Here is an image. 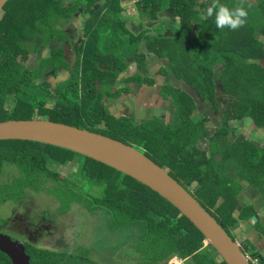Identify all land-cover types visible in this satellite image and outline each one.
Returning a JSON list of instances; mask_svg holds the SVG:
<instances>
[{
    "label": "trees",
    "instance_id": "trees-1",
    "mask_svg": "<svg viewBox=\"0 0 264 264\" xmlns=\"http://www.w3.org/2000/svg\"><path fill=\"white\" fill-rule=\"evenodd\" d=\"M64 1L68 0H9L4 6V16L0 19V122L45 119L101 133L132 145L153 158L188 192L192 191L197 195L205 187L201 194L205 196L214 190V185L221 190L224 184L225 190L229 191V198L237 196L242 186L238 185V190H234L233 186L229 188L228 182L217 175L210 176L209 173L204 177L203 170L206 167L200 165L199 159L195 158L200 152L197 145L202 134L208 131L203 122L196 131L192 128L183 131L176 126V133L159 131L151 125H135L133 129L137 143H131L133 129L129 126L123 127V121L109 114L102 101L108 87L99 91L95 82L103 79L100 78L103 76L102 86L113 83L116 71L123 69L125 65L118 59L117 53H123V57L142 59L144 50L141 44L144 35H132L128 39L116 36L113 45L102 47L103 41L115 36L117 31L102 32L106 34L103 35L100 33L101 26L117 27L120 33H125L123 21L112 15L115 14L114 5L118 0H72L69 7L63 6ZM97 1H102L103 7H98L100 12L91 20V49L79 52L80 61L74 70V83L70 93L62 94V88H58L55 96L57 105L48 107L49 91L37 86L33 80L49 62L46 59L41 60V67L32 69V60L40 57L36 50L51 36L61 33L53 27L56 21L69 19L80 5L89 9ZM151 1L154 3L151 19H156V13L163 10L162 4H168L164 8L172 6L173 13L180 18L185 29L182 34H178V40H183L182 45L187 43L185 37L195 24L198 27L196 36L200 33L202 36L205 33L217 35L219 29L215 26L214 17H201L200 10L204 4L197 6V0ZM256 1L258 6H254L253 1L249 0L252 7L247 9L249 15L243 27L236 31L223 29L228 34L225 40L229 47L218 50L225 56L224 62L220 60L221 77L230 89L232 99L226 122L250 118L264 125V66L257 60L264 57V0ZM221 3L231 7L238 4L239 0H221ZM71 8H74L73 11ZM199 20H202V24ZM235 35L241 40L240 50L233 48ZM20 38L25 39L28 44L34 41L35 46L22 43ZM153 39L155 42L147 43V48L158 55L161 54L160 49H175L181 44L179 41L171 45L162 44V41H158L162 38ZM144 41L146 43L147 40ZM192 50H196L194 45ZM217 61L219 60L214 59L213 63ZM101 65L115 66V71L102 72L99 68ZM173 101L176 105L184 106L175 99ZM184 107L191 114L192 106L187 104ZM177 120L180 119L175 115L171 125H176ZM217 131L224 132L223 129ZM216 137L221 138L217 134ZM219 150L225 152L227 148L220 147ZM75 156H80L81 159L78 167L71 170L69 176H62L50 168V164L66 165L74 162ZM225 160L240 161L243 166L254 171L256 176L250 180L260 188L263 187L264 149L253 147L234 157L229 153L225 155ZM7 167H11L12 172H18L15 178L10 179L11 175L4 170ZM2 174L9 180L0 185V206L4 201L17 203L25 199V192L29 189L33 192L46 190L55 196L60 202L59 213L69 211L74 203L83 207L87 213L103 212L109 218L108 226L112 232L130 230L133 233L128 247L137 254L138 264H170L174 259L183 264H226L213 247L205 245V237L200 231L165 199L132 177L91 158L49 144L5 140L0 141V175ZM193 180H201L202 183H192ZM46 181L51 187L46 188L43 185ZM225 202L223 200L221 203V216L230 218V212L226 208L230 210L232 202ZM210 206L215 208L216 201L211 202ZM216 221L218 222L217 219ZM218 223L231 236L227 230L228 225L224 221ZM2 229L0 220V231ZM231 237L237 241L235 237ZM24 246L31 258V264H94L88 251L77 255L44 250L28 242ZM242 252L249 256V250ZM0 264H12L9 256L1 250ZM258 264H264V258Z\"/></svg>",
    "mask_w": 264,
    "mask_h": 264
},
{
    "label": "flooded vegetation",
    "instance_id": "flooded-vegetation-1",
    "mask_svg": "<svg viewBox=\"0 0 264 264\" xmlns=\"http://www.w3.org/2000/svg\"><path fill=\"white\" fill-rule=\"evenodd\" d=\"M66 2L67 1L63 2V6L69 7L70 4L67 5L65 4ZM138 3L139 0H118L114 5L115 9L113 12L121 16V22L123 21L122 23L125 29V33H120L118 28L116 32L117 37L128 39L132 35H143L146 28L150 30V32H148L147 35L144 34L145 40H148V38H162L163 40L168 37L166 33L180 35L185 31L180 18L173 13L172 6L158 11L156 13V19H152L153 21H151L147 15L154 10L151 9V12L148 10L139 12L137 9ZM196 4L197 6L204 4L200 10V16L205 18L204 13L209 5L208 0H197ZM101 6L103 7L102 1L95 2L89 9H87L85 5H80L69 19L62 18L56 21L53 27L59 29L61 33H57L56 36H51L46 43H41L39 49L36 50L40 57L34 60V62L38 60L36 61L37 66L32 69H39L42 65L41 60L46 59L49 62L43 66L40 75L33 80L37 86L49 91L50 95L48 102L50 100L53 101L52 98H55L58 88H62V94H68L69 89L73 86L74 70L77 63L80 61L79 52L83 53L82 51L85 50L87 52V50L91 49L92 41L90 37L93 36L92 32H89V27L93 23L91 21L92 18H95L97 12H100L98 7ZM118 7L123 11L117 10ZM166 20H168V26L171 24H178L179 21V23H181L180 26L183 27H180L179 32H173L165 25ZM196 28L198 27L195 24L191 28L192 30H189V35H197ZM20 41L28 44L25 39L22 40V38H20ZM181 41L183 40H179V42ZM29 43H33L35 46L34 41ZM180 45H182V42ZM141 48L144 50V57L141 62L139 63L134 57H124L123 64H127V66L124 65L123 69L116 71L117 75L112 84H107L106 87L102 86L103 76L100 77L103 79H97L95 82L99 91L108 87V91L103 94L102 101L105 103V107L108 109L109 114L123 121L125 123L123 127L129 126V128L133 129L135 125L139 126L144 124L147 126L151 125L153 128V122L158 120L162 122L161 130L169 133H176V125H171L175 119L176 113V104L173 99H175L177 91L185 92V94L189 96L190 104L188 105H191L192 109L194 107V111L191 112V119L188 121L187 127L183 129V131L190 128L196 131L201 122L204 123L208 130L202 134L201 140L197 145L200 152L195 157L199 159L200 165L206 167L203 170L204 177L210 173L212 176L217 175L220 179L229 180V188L233 186L230 182L232 181L242 187L243 183H247L251 188L261 190L257 184L255 185L253 181L250 180V178L253 179L256 176L254 171L243 166L240 161H224L225 155L229 153L234 157L239 154V152L248 151L253 147L264 149V125L258 124L250 118L226 122L228 111L232 106V99L229 94L230 89L219 75L222 70L220 62L217 61L210 67L212 71L211 76L213 78H207L203 80V82L191 85L187 84L183 77L175 72L172 65V58L163 54L165 53L164 49L163 51L162 49L159 50L161 53L160 55L155 54V52H151V50L147 48L145 41L142 43ZM257 60L259 64L264 66V57H260ZM99 68L102 72L115 71V66L112 65H101ZM187 88L190 89V93L186 90ZM114 96L116 97L113 98ZM57 102L58 100L55 98L53 104L49 106L47 103V106L53 108L57 105ZM220 129H223L224 132L219 133L217 130ZM132 133L131 143L135 144L137 143V139L134 129ZM216 134L220 135L221 138L216 137ZM212 141H214V143ZM220 147L227 148V150L221 152L219 150ZM166 171L168 170L166 169ZM244 171L248 172L246 176L243 173ZM242 191H244V188H241L240 192L234 198H229L228 195L225 196V203L233 202L235 208L239 207V197ZM262 197H264V194ZM25 202L31 205L30 202ZM5 203H7V201H4L2 206H4ZM12 203L16 202L12 201ZM220 205L223 206V204ZM242 210L246 212L248 220L256 218L259 222L255 206L245 207ZM237 211L238 210L233 211V214L234 212L236 214ZM215 212L221 215V212ZM64 213L65 212L61 214L65 215ZM13 214L15 217L18 216L12 212V215ZM41 218H43L46 223H52L54 221V218L47 216L46 213L41 214ZM0 220L3 226L0 232L7 234L6 231L14 230V224L18 220L21 221V218L11 223L12 229L7 227L10 223L9 219L0 218ZM227 220L230 222L228 227L232 233L238 235L239 239L237 243L240 245L241 249L248 250L245 245L247 241L242 240L244 241L243 243L240 239L244 232L242 230V233L238 227V221L244 219L231 217L230 215V218H227ZM41 224L42 223L39 224V229H42ZM258 232L261 236H264V231L259 229ZM13 240L16 239L13 238ZM22 240L23 242H20H22L23 245L26 242L34 245L32 243L34 241ZM28 240H32V238L30 237ZM247 257L253 264H258L259 260L263 258V256L257 252L251 253Z\"/></svg>",
    "mask_w": 264,
    "mask_h": 264
},
{
    "label": "rangeland",
    "instance_id": "rangeland-1",
    "mask_svg": "<svg viewBox=\"0 0 264 264\" xmlns=\"http://www.w3.org/2000/svg\"><path fill=\"white\" fill-rule=\"evenodd\" d=\"M154 1V0H153ZM254 6H258V1L252 0ZM73 3L72 0H68L65 4ZM162 9L164 5L162 4ZM154 7V3L150 0H140L137 9L139 12L142 10H148L151 12V9ZM74 8H71L73 11ZM117 10L123 11L120 7ZM124 13V12H123ZM4 13L2 12L0 15V19L3 18ZM125 14V13H124ZM115 19L121 20V16L117 13L112 14ZM149 15V16H148ZM149 20L153 21L151 18L153 16L151 13L148 14ZM127 16V15H126ZM126 20V18H125ZM127 21V20H126ZM202 24V20L198 21ZM125 23V22H124ZM150 24V23H149ZM181 23L167 25L173 32H179ZM204 25L206 23H203ZM116 32V28H111V26L103 25L100 28V33L102 32ZM150 30L145 28V32L143 35H147ZM106 35L105 33H102ZM117 34V33H116ZM115 36L113 35L111 38H107L106 41H103V45L105 48L107 46H111L114 44ZM166 35H168L166 33ZM195 35V34H194ZM200 33L199 36L187 35L186 41L184 45H178L175 49H167L165 56H170L173 59L172 65L175 69V72L182 76L184 81L187 84L196 85L199 82H203V80L207 78H213L212 71L210 69L213 64L214 59H218L220 62L225 60V56L223 52L218 50L228 48L229 43L225 40L228 34L225 30L221 31L220 29L217 31V35L206 34L203 35ZM108 37V36H107ZM105 39V38H104ZM144 37L142 40H145ZM164 40V39H163ZM233 48L236 50H240L241 48V40L237 39V35L234 37ZM161 42L162 40H158ZM155 40L153 38H148L147 43H154ZM215 44V45H214ZM28 45H33L28 44ZM142 45V44H141ZM196 48V50H192V46ZM118 59L123 61V53L116 54ZM32 60L31 68H35L36 60ZM142 59H139V63ZM34 62V63H33ZM221 77V72H220ZM72 89H69V92ZM53 101L55 98H52ZM175 99L181 103L182 105L190 104L189 96L185 94V92H176ZM53 101L50 100L48 105L51 106ZM181 105H176V117L180 120H177L176 126L180 129H185L187 127L188 121L191 119L190 110ZM194 111V107L192 109ZM191 111V112H192ZM153 129L162 131V122L154 121ZM76 159L74 162L67 163L66 165L59 164H50V168L53 171L58 172L62 176H69L71 170H75L78 166V162L80 161V156H75ZM177 159V157H175ZM235 165V164H234ZM236 166V165H235ZM238 167V166H236ZM4 170L8 171L9 176L11 178H15L18 174L17 171L14 170L12 172L11 167H7ZM3 170V172H4ZM244 175H247V171L243 172ZM9 179L6 175H0V185L7 182ZM226 182H229L227 179H222ZM233 184V189L238 190V184L230 181ZM192 183H202L201 180H193ZM46 188L51 187V184L47 181L43 184ZM221 190L217 188L215 185L214 190H212L209 195L201 196L204 192L205 187L200 191L199 194H195L190 191L195 196L196 200L202 203L205 208L210 211V213L218 220V222H225V224L230 225V222L226 217H222L215 211H221L223 206L220 205L225 196L229 194V191H226L224 188V184H222ZM195 194V195H194ZM25 199L21 200L20 203H12L7 202L4 206L0 207V218L9 219L10 223L8 224V228L12 229L11 223L21 218V221H17L14 224V230H7V234L12 236L14 239L22 241H34L32 242L35 246L39 248H44V250H49L53 252H63L69 254H79L83 251L89 252V257L94 264H138L137 263V254L131 250L128 245L130 244L133 233L130 230L124 231L122 233H115L109 229L108 226V216L103 212H98L95 214L87 213V211L81 207L79 204L74 203L71 209L65 212V215H62L58 211L60 210L59 201L56 197L48 193L46 190H42L39 192H33L32 190L27 189L25 192ZM31 203L29 205L27 202ZM216 201L217 207L213 209L210 206V203ZM12 212L18 215L17 217L12 215ZM45 214L54 218L52 223H46L43 218H41V214ZM226 216V215H224ZM41 218V219H40ZM41 224L42 229H39V224ZM231 236L235 237L237 240L238 235L232 233L229 227H227ZM5 231V230H4ZM32 238V240H28V238ZM237 242V241H236ZM246 245V244H245ZM207 246V245H206ZM251 254V251H249ZM170 264H183L181 261L174 259L170 262Z\"/></svg>",
    "mask_w": 264,
    "mask_h": 264
},
{
    "label": "water",
    "instance_id": "water-1",
    "mask_svg": "<svg viewBox=\"0 0 264 264\" xmlns=\"http://www.w3.org/2000/svg\"><path fill=\"white\" fill-rule=\"evenodd\" d=\"M8 1L0 0V15ZM186 90L191 92L188 88ZM5 140L34 141L67 149L132 177L186 217L205 237V245L213 247L226 264H252L240 245L193 195L168 171L134 146L88 129L45 119L1 121L0 141ZM253 221L257 219L253 218ZM0 250L9 256L12 264H31L23 243L1 232Z\"/></svg>",
    "mask_w": 264,
    "mask_h": 264
},
{
    "label": "crops",
    "instance_id": "crops-1",
    "mask_svg": "<svg viewBox=\"0 0 264 264\" xmlns=\"http://www.w3.org/2000/svg\"><path fill=\"white\" fill-rule=\"evenodd\" d=\"M179 22V21H178ZM165 25H168V20L165 21ZM186 38V37H185ZM184 38V39H185ZM163 43H168L171 45L172 43H176L178 40V35L175 33H169L168 37L162 40ZM147 46V41H146ZM212 176V174H210ZM244 191L241 192V195L239 197V207L235 208V204L232 202V205L230 207V210L227 209L226 211L230 212L231 217L244 219L242 221H238V227L240 228V231L244 232L241 236V241L245 240L247 241L246 248L248 250L253 251L252 253H258L263 256L264 258V236H261L258 232L259 229L264 231V197L262 195L264 194V184L263 187L259 189H253L251 188L247 183H243ZM240 192V191H239ZM238 192V193H239ZM249 206H255L257 216L259 218V222H254L252 219L248 220L246 217V212H244L242 209ZM238 210L235 214H233V211ZM242 232V233H243ZM264 235V232H263ZM244 243V241H242Z\"/></svg>",
    "mask_w": 264,
    "mask_h": 264
},
{
    "label": "clouds",
    "instance_id": "clouds-1",
    "mask_svg": "<svg viewBox=\"0 0 264 264\" xmlns=\"http://www.w3.org/2000/svg\"><path fill=\"white\" fill-rule=\"evenodd\" d=\"M252 7L249 0H239L234 6L221 3V0H211L204 16L205 18H213L215 26L218 29H230L236 31L243 27L247 22L249 15L248 8Z\"/></svg>",
    "mask_w": 264,
    "mask_h": 264
}]
</instances>
